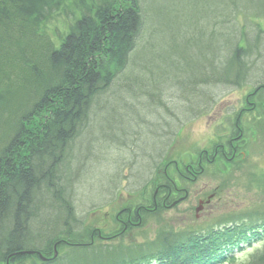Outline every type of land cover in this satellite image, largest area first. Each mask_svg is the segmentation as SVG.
I'll return each instance as SVG.
<instances>
[{"label": "trees", "instance_id": "1", "mask_svg": "<svg viewBox=\"0 0 264 264\" xmlns=\"http://www.w3.org/2000/svg\"><path fill=\"white\" fill-rule=\"evenodd\" d=\"M160 1L158 17L166 20L171 13L177 17L175 13L180 12L173 5L175 0ZM208 1H187L186 7L201 8L204 15L174 21L182 28L173 36L175 45L163 44L171 58L179 55V61H185L189 48L192 59L202 42L207 43L210 53H205L209 67L205 77L192 73L193 80L187 85L178 81V85L169 86L178 89L182 99L178 108L166 99V110L172 115L167 130L162 121H167L166 114H161L164 91L159 92L165 87L155 90L157 95L141 88L147 71L137 57L144 48L140 43L148 35L154 2L0 0V126L6 128L0 146V264H21L30 259V264H233L238 251L264 242V212H252L244 222L231 217L203 232L161 234L149 246L125 255L92 244L98 235L84 237L85 221L77 214L71 177L64 167L70 146L89 125L95 107L108 113L116 100L111 94L115 88L134 96L140 92L156 103L151 109L159 122L149 123L156 120H150L151 114L145 115L136 105H121L118 112L119 116L126 111L119 117L122 126L131 123L126 119L130 116L137 117L135 124L145 118L144 123H149L153 140L140 150L144 162L153 167V176L165 159L163 149L174 143L172 124L186 122L179 111L194 116L214 110L213 104L209 108L204 102L215 103L221 89L251 87L264 94V29L255 22V18L264 17V0H249L247 5L224 0L222 12L220 8L208 9ZM69 2L78 15L57 46L42 26ZM206 27L210 28L208 35L203 33ZM106 62L111 67H106ZM117 81L118 86L110 92ZM213 85L219 87L214 95ZM106 95L112 101L108 105ZM196 107L200 110L195 111ZM135 127L127 129L126 137L136 131ZM169 134L171 139L161 144V138ZM231 138L225 142L228 149L233 148ZM87 238L90 242L86 243ZM55 247L58 251L67 248L51 259ZM40 255L51 260L44 262ZM245 264H264V246L254 250Z\"/></svg>", "mask_w": 264, "mask_h": 264}, {"label": "rangeland", "instance_id": "2", "mask_svg": "<svg viewBox=\"0 0 264 264\" xmlns=\"http://www.w3.org/2000/svg\"><path fill=\"white\" fill-rule=\"evenodd\" d=\"M148 1L151 4L154 2V7L147 24L148 35L146 33L140 43L144 48L139 50L137 56L138 64L147 71L142 77L144 84L141 88L157 95L154 91L165 87L159 91H164L161 114H166L167 121H162L169 130L167 123L172 115L166 110V99L175 108L180 106L182 99L178 89L175 91L169 86L178 85V81L187 85L193 80L192 73L205 77L209 67L204 59L210 53L202 39L192 59L193 53L189 48L185 61H179V55L171 58L163 44L175 45L173 36L182 28L174 21L195 20L204 13L199 12L201 8L186 7L185 3L189 0H175L173 5L180 13H175L177 17L171 13L163 20L157 12L162 2ZM223 2L209 0L207 7L210 10L220 8L222 12ZM239 3L247 5L249 0H239ZM77 15L75 6L69 2L42 26V30L59 46ZM255 22L264 29V17L255 18ZM205 23L211 25L207 20ZM203 30L206 35L210 32L209 27ZM105 64L111 67L110 63ZM118 82L110 92L118 86ZM211 87L213 95L218 92L219 87ZM254 92L251 87L221 89L215 103L211 100L204 102L209 108L213 104L216 107L214 110L194 116L179 111L181 120L186 122L180 126L178 121L172 124L171 129L175 130L176 135L174 143L167 150L163 149V145L172 136L169 134L161 138L163 153H167L154 176L150 172L153 167L144 162L146 158L140 148L143 150V146H148L153 140L148 124L158 121V116L151 109L152 104L156 107V103L151 102L148 96L136 93L139 99L132 100L136 107L145 115L151 114L152 119L148 118L156 121L144 123L147 121L145 118L141 125L132 121L136 127L132 123L122 126L119 117L122 118L126 111L118 116L121 105L117 100L112 102L110 95H106L105 105L112 102L108 113L95 107L90 114L89 125L70 146L64 165L67 176L71 177L77 214L85 221L84 237L85 234L98 235L96 243L99 246L111 247L125 255L149 246L161 234L183 236L203 232L231 217L240 223L246 220L249 213L264 212L261 211L264 210V94L254 95ZM252 94L253 97L248 98ZM199 110V107L195 108V111ZM241 112L245 113L238 122ZM131 127H135L136 131L126 137L125 133ZM0 128H3L0 129L1 146L6 128ZM233 135H240L243 140L235 143L232 149L222 147L216 154L217 148ZM138 152L141 153L136 157ZM85 242L90 241L87 238ZM263 243L252 244L246 251L237 253L238 259L233 264H245L254 250L263 248ZM98 245L97 248H100ZM66 248L60 249L59 254ZM32 261L26 260L21 264ZM38 261L35 259V262Z\"/></svg>", "mask_w": 264, "mask_h": 264}, {"label": "bare ground", "instance_id": "3", "mask_svg": "<svg viewBox=\"0 0 264 264\" xmlns=\"http://www.w3.org/2000/svg\"><path fill=\"white\" fill-rule=\"evenodd\" d=\"M112 96H114L116 98L117 102L120 105H122V106L136 105L135 101H132L133 99L137 100V96L136 95L134 96V95H132L130 93L128 94L125 91H122V90H120L118 88H115L114 92H112ZM128 97L130 99L127 100ZM126 119H128L134 125V123L132 121L134 119H137V117L136 116H132V117L130 116V117H127Z\"/></svg>", "mask_w": 264, "mask_h": 264}, {"label": "flooded vegetation", "instance_id": "4", "mask_svg": "<svg viewBox=\"0 0 264 264\" xmlns=\"http://www.w3.org/2000/svg\"><path fill=\"white\" fill-rule=\"evenodd\" d=\"M243 113H245V112H241V114H240V116H239V120L241 119V115H242ZM240 139H241V138H240V135H239V136H234V137H232V138H231V141H230V145H231V146H235V143H238Z\"/></svg>", "mask_w": 264, "mask_h": 264}]
</instances>
